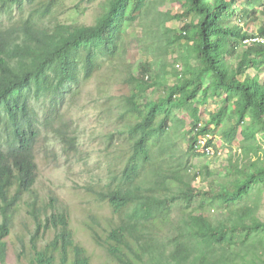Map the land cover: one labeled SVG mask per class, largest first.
<instances>
[{
    "label": "trees",
    "instance_id": "16d2710c",
    "mask_svg": "<svg viewBox=\"0 0 264 264\" xmlns=\"http://www.w3.org/2000/svg\"><path fill=\"white\" fill-rule=\"evenodd\" d=\"M58 2L0 0V264H7V237L20 246L19 264H264V220L251 201L264 186V42H246L264 38V25L250 33L244 24L256 14L249 6L261 5L264 14V0H184L176 40L192 43L196 65L186 56L173 84L158 74L152 82L140 70L128 74L130 93L120 102L130 146L124 162L118 157L120 173L74 188L87 198L83 211L54 189L40 191V162L55 167L77 157L70 106L106 61L123 57L127 30L148 4L105 0L86 24L53 19ZM140 67L152 70L151 63ZM157 88L160 95L143 102ZM200 95L203 104L221 98L223 107L198 130L184 131L188 154H199V134H216L229 146L241 138L249 156L230 159L229 182L209 190L195 189L188 178L194 166L177 160L172 144L173 124H184L174 110L186 108L201 122Z\"/></svg>",
    "mask_w": 264,
    "mask_h": 264
},
{
    "label": "rangeland",
    "instance_id": "374dc122",
    "mask_svg": "<svg viewBox=\"0 0 264 264\" xmlns=\"http://www.w3.org/2000/svg\"><path fill=\"white\" fill-rule=\"evenodd\" d=\"M104 1L59 0L53 11V19L66 23L92 24L102 10ZM146 3L148 7L142 16L136 18L133 25L127 30L123 57L117 58L114 62L106 61L102 71L86 84L84 90L70 106V114L78 124L80 133V152L77 157L69 165L63 163L62 166L55 167L40 162V191L46 194L54 189L77 205L80 211H83L86 206L87 198L79 194L76 195L74 192L81 190L80 187L107 182L111 175L120 173L121 164H119L118 157L121 156L119 158L123 162L125 161L126 151L130 144L127 140L128 120L121 116L124 103L120 100L122 95L130 93V84L125 82L128 74L140 70L141 73L146 74L145 79L149 82L157 80L156 74H158L164 84H173L177 81L176 69L179 73L184 70L186 56L189 57L193 66L196 65L195 59L191 56L192 43L186 38L176 40V37L180 36L182 32L184 23L175 15L183 10L184 0H147ZM249 8L256 10L255 16L251 19L247 18L246 23L241 22L245 24V28L250 33H257L258 28L264 25V14L259 13L262 6L256 4ZM183 34L189 33L183 31ZM143 63H151L152 70L147 72L146 69L140 67L143 66ZM256 72L254 69L248 70L251 75ZM262 75L264 76V72ZM154 89H150L145 94L143 102L157 98L162 92L160 88ZM201 98L202 95L196 100L199 104L201 122L195 121L186 108L174 110V115L182 119L184 124L178 123L177 126L173 124L172 144L177 160L194 166L192 171H189L188 178L192 179L195 189L209 190L212 185L217 187L221 182H229L231 178H226L225 175L230 159H233L235 163L242 159L243 162H246L245 160L249 156L245 155L242 150L241 138H237L232 146H229L223 145V139L216 134L211 137H213L216 150L220 154L215 156L201 153L188 154L189 142L188 138L184 136V131L195 130L196 127L208 123L211 112H216L223 107L221 98L217 99L216 96H212L204 104L201 103ZM43 101L42 99L35 102L40 105L43 104ZM225 111L229 113L231 106H226ZM172 123L174 122L172 121ZM208 126L210 130H214L212 122ZM59 154L61 159L65 158L61 151ZM110 166L114 168L113 172L109 169ZM197 172L200 174L194 177ZM251 201L259 206L258 215L264 220V186H259L253 191ZM80 211L76 218L77 225L83 218ZM25 216V211H23L17 222L26 220ZM28 223L31 225V221ZM30 227L33 228V226ZM14 230L18 231L19 227L17 226ZM80 237L90 248L94 247L88 236L80 233ZM6 239L8 241L7 264H19L17 251L20 246H16L15 237Z\"/></svg>",
    "mask_w": 264,
    "mask_h": 264
},
{
    "label": "built area",
    "instance_id": "2783aa9c",
    "mask_svg": "<svg viewBox=\"0 0 264 264\" xmlns=\"http://www.w3.org/2000/svg\"><path fill=\"white\" fill-rule=\"evenodd\" d=\"M246 42H264V38L263 37H252L251 39L246 40ZM199 127H196L195 130H198ZM212 134H205V135H198V140L197 143L195 145L197 151L199 153H206L207 156H215L217 154H220V152L217 149V147L215 148V144L214 146H207L208 140L209 139H213V137H211ZM210 137V138H209Z\"/></svg>",
    "mask_w": 264,
    "mask_h": 264
}]
</instances>
